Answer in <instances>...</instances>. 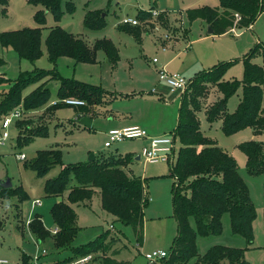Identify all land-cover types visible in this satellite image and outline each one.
Listing matches in <instances>:
<instances>
[{
    "label": "rangeland",
    "instance_id": "374dc122",
    "mask_svg": "<svg viewBox=\"0 0 264 264\" xmlns=\"http://www.w3.org/2000/svg\"><path fill=\"white\" fill-rule=\"evenodd\" d=\"M68 1L75 4L73 12L67 9ZM205 5L221 8L219 0H62L59 21L55 20L50 11L47 12V22L42 29L43 55L39 59L32 61L22 58L13 48L2 47L0 44V56L6 61L0 67V77L15 79L21 71L55 68L63 77L100 85L108 91L107 102L88 110L80 111L82 108L72 105L54 110L50 106L51 101L40 108L27 110L23 119L32 120L29 127H45L48 134L34 137L24 147H19L16 143L17 129L14 126L8 129L9 138L4 145H0V181L10 179L13 187L22 186L29 198L21 201L16 194L0 198V257L7 258L10 264H22L23 253L34 258L45 248L49 254L43 260L53 263L72 254L70 248L57 249L52 236L39 243L29 227L30 221L38 216L44 227L51 232L56 227L51 210L58 200L66 199L69 191L66 190L62 196H49L44 190L46 180L57 177L61 165H56L47 174L38 176L25 163L31 162L38 150L60 149L63 164L86 162L91 154H131V161L125 170L130 175L146 178L144 187L149 198L144 209L142 243L137 241L133 226L123 224L102 207L99 190L95 191L90 201L72 204L77 214V224L80 226L72 245L87 243L110 230L114 245L107 255H112L116 249L119 253L113 256L126 264L162 263V260L156 263L148 261L145 254L155 250L170 251L178 232L172 202V188L176 178L169 176V173L170 167L177 163L181 143L177 137V151L172 162L150 163L143 158H136L142 147L148 143L145 137L125 138L113 142L110 147H106L105 142L111 129H122L124 126H139L151 136L169 133L176 127L180 94L168 95L161 92L159 87L163 83L159 81V66L167 65L169 71L192 79L199 71L210 70L222 61L242 58L257 42H264V0L263 12L253 27H236L235 31L217 36L208 32L209 25L205 20L196 19L190 22L186 15L188 9ZM39 8L41 6L33 5L28 0H9L7 10L3 13L0 5V32L39 26L34 19ZM152 8L163 12H159L157 16L151 13L154 24L142 26V40L119 28L127 26L120 22L124 17H136L139 9L151 11ZM97 9L102 11V16L104 14L106 26L99 30L86 28V13ZM167 14L170 15L169 19ZM161 15L164 20L160 18ZM56 25L83 38L90 46L97 39H111L119 49L120 59L117 65L113 66L102 49L98 50L95 63H78L66 56L52 63L48 57L45 38L49 29ZM155 58L158 60L156 63L153 61ZM253 62L262 65V54L259 53ZM223 78L242 80L243 62L233 64ZM49 83H53L51 99H58L59 81ZM39 84L26 88L25 95ZM8 88L9 85L0 86V89ZM242 94V88H239L229 98L228 111L236 110ZM220 98L222 93L218 87L209 85L207 96L201 99L202 108L197 116L205 135L234 157L239 173L248 185L257 211L253 223L254 241L248 245L243 236L233 233L230 217L226 214L221 234L198 237L199 254L203 255L214 245L248 247L245 251L246 260L251 264H264V174L248 172L247 156L239 148L240 143L248 140L264 142V133L255 134L256 137L251 138L252 128L248 127L233 135H226L221 127V119L209 122L206 109ZM85 116L92 119L91 127L80 124L79 121ZM20 152L27 155L26 160L17 159L16 155ZM74 184L73 179L69 187ZM35 199H40L41 203L34 204ZM101 255L94 253L97 263L101 262Z\"/></svg>",
    "mask_w": 264,
    "mask_h": 264
},
{
    "label": "trees",
    "instance_id": "16d2710c",
    "mask_svg": "<svg viewBox=\"0 0 264 264\" xmlns=\"http://www.w3.org/2000/svg\"><path fill=\"white\" fill-rule=\"evenodd\" d=\"M28 1L41 6L34 14L39 26L0 32V44L2 47L13 48L20 57L34 61L43 55L42 29L47 22V12L50 11L55 20L59 21L62 15V0ZM219 2L222 11L208 5L188 9L186 13L189 21L203 19L212 28L211 34L221 35L234 27L236 13L241 16L237 26L250 27L263 12V0ZM8 3L9 0H0L3 13L7 10ZM67 9L70 12L75 10L73 1L67 2ZM136 18L140 22L137 26L127 25L119 28L142 40V26L154 24L151 21L152 14L150 11L139 9ZM160 18L164 20L163 15ZM84 25L91 30L104 28L106 21L102 11L97 9L87 12ZM45 44L52 63H56L63 56L70 57L78 63H95L100 49L105 51L114 67L120 59L119 49L111 39H97L94 45L90 46L83 38L59 25L49 29ZM259 53L263 56L262 65L253 62ZM239 61L244 64V78L224 80L228 69ZM5 63V59L0 56V67ZM54 80L59 81L58 98L75 97L85 102L84 105L78 106L82 108L80 111L106 102L108 91L103 87L63 77L55 68L21 71L15 79L0 77V86L9 85L7 90L0 89V119L19 105H23L26 110H32L49 103L52 100V88H47V85ZM191 80L188 89L181 95L178 123L174 130L181 146L177 163L170 167L169 173V176L176 178L172 188V202L178 232L169 256L162 259L161 264H251L245 258L248 247L214 245L203 255L199 254L198 237L221 234L226 214L230 217L233 233L243 236L248 245L252 244L253 223L257 211L248 185L239 173L236 160L215 140L205 135L200 127L197 112L202 108L201 99L207 96L209 85H216L222 93V98L207 107L209 122L221 119V127L226 135H233L248 127L253 128L255 134L264 131V42H257L240 59L222 61L210 70L199 71ZM36 83L41 84L25 95V89ZM239 88H242V99L236 110L230 112L228 100ZM50 106L56 110L69 105L58 103ZM31 122V119L16 121L15 128L18 131L16 143L19 147L28 145L36 136L48 134L45 127L30 128ZM239 148L247 156L248 172L264 174V142L248 140L240 143ZM130 161L131 154L112 153L95 155L93 161L63 164L60 149H43L37 151L31 162L25 163V166L32 168L38 176L47 174L56 165L62 166L58 176L47 179L44 186L45 193L49 196H62L66 190L69 191L66 199L58 200L51 210L59 231L52 235L38 216L29 224L39 243L52 236L57 249L72 250L71 255L57 261L58 263L99 253L103 255L101 262L97 263L93 257L90 264H126L113 256L119 253L118 250H113L112 255L106 254L114 245L110 230L104 231L87 243L72 245L80 231L72 204L90 201L96 190L101 193L102 207L123 224L133 226L137 241L143 242L144 209L149 202L144 187L146 178L127 173L125 167ZM73 179L75 184L69 187ZM3 182L0 181V198H8L14 194L18 195L21 201L29 198L22 186L7 188L3 186ZM21 260L22 264H32L31 257L26 253L22 254Z\"/></svg>",
    "mask_w": 264,
    "mask_h": 264
},
{
    "label": "built area",
    "instance_id": "2783aa9c",
    "mask_svg": "<svg viewBox=\"0 0 264 264\" xmlns=\"http://www.w3.org/2000/svg\"><path fill=\"white\" fill-rule=\"evenodd\" d=\"M153 15L157 16L160 11L157 9H151L150 11ZM235 25L231 27L229 31H235L237 26V22L241 19L240 14H235ZM122 24L125 25H136L139 23L138 18L136 17H124L120 20ZM168 37V35L166 36ZM154 63L158 62L155 58ZM158 76L159 80L164 82L171 93L180 94V96L186 92L188 89L191 79L186 78L184 75L169 71L166 66L158 67ZM58 103H64L72 106H81L84 105L85 102L79 98L75 97H67V98H58L53 99L50 102V105H55ZM27 110L23 105H19L14 108L7 114H4L0 119V145H4L9 138L8 129L10 126L16 125V121L23 119L24 115L27 114ZM147 138L148 143L144 145L141 149L140 158H143L145 162L156 163V162H172L176 156V143L177 136L175 132H170L166 134H160L157 136H150L147 131L139 126H129L124 127L122 129H111L108 133V139L105 142L106 147H110L113 142L120 141L125 138ZM179 149V147H178ZM19 160H26L27 155L23 152H20L16 155ZM34 204H40V199H35L33 201ZM59 231V228L56 226L50 233L52 235L56 234ZM49 254V251L45 248L42 249L41 254L37 255L34 258H31L32 264H90L93 260L92 254H87L84 256H80L71 261H67L64 263L47 262L44 261L43 258ZM169 256V251L166 250H155L145 254V257L150 262H157ZM0 264H10L9 260L4 257H0Z\"/></svg>",
    "mask_w": 264,
    "mask_h": 264
},
{
    "label": "water",
    "instance_id": "95a60500",
    "mask_svg": "<svg viewBox=\"0 0 264 264\" xmlns=\"http://www.w3.org/2000/svg\"><path fill=\"white\" fill-rule=\"evenodd\" d=\"M103 16H104V14H103ZM208 32L211 34L212 32H213V30H212V28L209 26V28H208ZM53 87V83H49L48 85H47V88H52ZM80 122V124H82V125H84V126H86V127H91V125H92V119L90 118V117H88V116H85V117H83V118H81V120L79 121ZM137 158H140V156L139 157H137ZM95 159V154H91V156L89 157V161H93ZM3 186H5V187H11L12 186V181L10 180V179H7L6 181H4L3 183ZM2 223H1V221H0V225H1Z\"/></svg>",
    "mask_w": 264,
    "mask_h": 264
},
{
    "label": "crops",
    "instance_id": "0c3cea01",
    "mask_svg": "<svg viewBox=\"0 0 264 264\" xmlns=\"http://www.w3.org/2000/svg\"><path fill=\"white\" fill-rule=\"evenodd\" d=\"M153 9H156V8H153ZM158 10V9H157ZM158 11H160V10H158ZM220 11H222V8H220ZM160 12H163V11H160ZM186 15H187V13H186ZM167 16H168V19H169V16L170 15H168L167 14ZM250 27H253V25H251ZM227 33V32H226ZM226 33H224V34H226ZM224 34H221V35H224ZM214 36H217V35H214ZM166 66V68H167V65H165ZM160 67V66H159ZM160 81V80H159ZM161 83H163V85L162 86H160L159 87V89L161 90V92H164L165 94H168V95H171V92H170V90H169V88H168V86L164 83V82H162V81H160ZM106 102H107V100H106ZM105 103V102H104ZM103 103V104H104ZM180 103H181V96H180ZM179 107H180V104H179ZM177 123H178V120H177ZM176 126H177V124H176ZM124 127H129V126H124ZM176 128V127H175ZM175 128L173 129V131H171V132H174V130H175ZM166 133H168V132H166ZM166 133H163V134H166ZM170 133V132H169ZM252 133H253V135L251 136V138H253V137H256L255 136V132H254V129L252 128ZM262 133H264V131L262 132ZM256 135H258V134H256ZM151 136V135H150ZM140 155H138L137 157H139ZM136 157V158H137ZM137 159H140V158H137Z\"/></svg>",
    "mask_w": 264,
    "mask_h": 264
}]
</instances>
